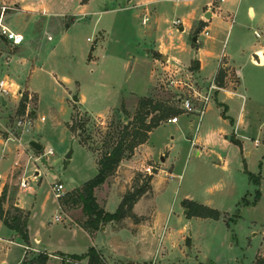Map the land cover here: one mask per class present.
I'll return each instance as SVG.
<instances>
[{"label": "rangeland", "instance_id": "374dc122", "mask_svg": "<svg viewBox=\"0 0 264 264\" xmlns=\"http://www.w3.org/2000/svg\"><path fill=\"white\" fill-rule=\"evenodd\" d=\"M29 1L35 2L34 17L20 11L26 5L22 2ZM148 1L151 6L144 7ZM213 2L0 0L4 25L24 35L18 47L0 44V81L36 93L14 92L18 100L29 94L21 116L12 93L7 106L0 101L1 207L12 212L16 197L30 211L32 242L40 251L24 249L0 220V263L18 264L44 250L81 255L94 245L106 264L264 261V0H256L251 9L244 3L234 16L215 10L206 20L202 13ZM175 20L185 23L183 32L172 25ZM159 42L167 47L169 64L165 58L150 64L153 53L146 51ZM192 60L200 62V76L192 70ZM223 60L237 70L239 86L235 72L225 68L226 77L203 115L186 114L176 98L201 109V98ZM145 98L165 102L176 112L169 118L178 117L179 123L161 122L141 144L128 139L115 173L95 191L97 203L113 213L126 192L149 178L151 189L133 206V217L105 224L90 237L79 227L84 221L80 208H60L51 187L61 183L68 193L94 178L108 135L125 126L134 130L135 112ZM27 113L28 131L16 127ZM74 115L85 123L76 133L71 131ZM195 134L196 146L206 147L199 155L196 147L190 149ZM30 141L41 149L30 148ZM49 149L52 154L46 155ZM246 171L260 179L257 187ZM21 180L27 188L20 187ZM256 191V204L243 206ZM184 199L219 210V220L185 218ZM52 256L61 262L57 253Z\"/></svg>", "mask_w": 264, "mask_h": 264}, {"label": "trees", "instance_id": "16d2710c", "mask_svg": "<svg viewBox=\"0 0 264 264\" xmlns=\"http://www.w3.org/2000/svg\"><path fill=\"white\" fill-rule=\"evenodd\" d=\"M198 65L195 63L192 70L197 71ZM226 77V71L219 68L215 82L221 86L222 80ZM27 94L23 93L17 107L16 113L23 115L26 110ZM171 113H174V109L165 107V102H153L149 98L141 99L139 101V107L134 115V130L129 131L128 126L117 128L115 132H110L106 142H104L103 152L97 160V172L94 178L85 182L80 188H75L68 193H65L58 199L59 207L72 206L79 207L84 217V221L79 227L92 237L96 232L100 230L102 226L108 223L120 222L126 218L133 217V206L142 197L147 189H151L148 183L144 186L134 188L132 191L126 192L118 204L116 210L113 213L106 212L99 206L96 200L95 191L101 187L105 181L111 177L119 163L121 162L124 153L126 151L127 141L129 138H134L139 144L147 140V136L155 128H157L161 122L167 121ZM225 110L221 113L223 118H226ZM176 114V112L174 113ZM150 117L149 122L146 119ZM77 115L72 118L71 131L76 133L78 129H83L85 123H80ZM132 125V124H130ZM264 141V138H263ZM237 142V141H235ZM103 144V143H102ZM246 174L250 182L254 186H258L259 179L246 171ZM259 200V192L256 191L254 200L249 202H243V206L255 205ZM181 207L184 210V216L187 219L196 217L203 219L219 220L221 213L215 209H211L207 206L197 204L190 200H183ZM29 212L21 210L13 206L12 212H3L0 199V220L3 225L12 231L25 246L29 245V235L27 229V221ZM61 258L59 264H80L82 261H86L85 264H106L102 254L95 247L88 248L87 252L82 255H65L58 254ZM20 264H56L50 258L47 253H39L33 258L22 261ZM259 264V263H258ZM264 264V261L262 263Z\"/></svg>", "mask_w": 264, "mask_h": 264}, {"label": "crops", "instance_id": "0c3cea01", "mask_svg": "<svg viewBox=\"0 0 264 264\" xmlns=\"http://www.w3.org/2000/svg\"><path fill=\"white\" fill-rule=\"evenodd\" d=\"M20 3H21V0H18ZM130 0H127V2H129ZM176 1H181V0H176ZM216 1V2H215ZM255 1L256 0H246V3H245V1L244 0H222V2H219V0H214V2H213V6H211V3H210V5H206L205 6V9H204V11H203V13H202V17L203 18H205L206 20H211L215 15H216V13H215V10H216V12H225L226 14H228V16H230V15H232V16H234L233 15V12L235 13L236 12V10L237 9H240L243 5H244V3H245V5L246 6H248L247 8H249V9H251L253 6H254V4H255ZM34 3L35 2H31V1H29V2H22V4H26L25 6H24V9L23 10H20L19 9V7L17 6V5H15V10H20V11H24L25 13H26V15H28V17H34V13H33V10H34ZM149 3H151L150 1H148V2H145L144 4H143V6L145 7V6H149L150 4ZM227 3H228V5H227ZM28 4V5H27ZM222 4V5H221ZM214 5H215V7H214ZM225 5V6H224ZM151 6V5H150ZM235 7V9H233ZM2 8V7H1ZM2 10H5L4 8L2 9ZM5 12L3 11V13L1 14V16H0V22H1V24L2 25H4V23H3V19H4V17H5ZM249 16H253V13L252 12H250V14H249ZM175 21H179V20H175ZM175 21H173V22H175ZM202 22V21H201ZM200 22V23H201ZM204 25V23H201V25ZM172 25H173V23H172ZM4 26H6L10 31H12V32H15V33H17V34H21V35H23V33L21 32V31H19V29L17 30L16 28H15V31L13 30L14 28L13 27H10L9 25H4ZM175 27V26H174ZM180 32H183L184 30H185V23H180V25L179 26H177L176 27ZM204 29H205V31L207 30V28L204 26ZM24 36V35H23ZM195 38V40H193V42L195 43V44H198V41H197V38L196 37H194ZM193 38V39H194ZM262 43H263V45H262V60L264 61V39H262ZM0 44H2L4 47H7L8 45H9V43L8 42H6V41H3V40H1L0 39ZM22 45V44H21ZM20 46V45H19ZM16 47H18V46H16ZM150 52H152L153 53V55H152V60L150 61V64H155L156 62H157V60H159V61H162L164 58H165V60L167 61V64H169L170 63V61H171V59H170V57L168 56V51H167V47H166V45H165V43H163V42H159L156 46H155V49L154 50H148V51H146V53L147 54H149ZM256 52H258L259 53V49L258 50H256ZM4 53H7V54H11V52H4ZM191 62H194V64L196 63L197 65H198V69H197V73L199 74V76H200V70H201V65H200V62L198 61V60H192ZM190 62V63H191ZM189 66V65H188ZM187 66V67H188ZM219 68H222V69H225V68H229V69H231L232 71H234L235 72V74H236V76H237V85H236V87H238L239 86V84H240V78H239V76H238V72H237V70L235 69V67H233V66H231L230 64H228L227 63V61H225V60H223V62L221 61L220 63H219V65H217L216 66V70H215V72H214V75L211 77V79H213V78H215V76H216V73H217V71H218V69ZM203 79H205V78H203ZM210 79V80H211ZM11 85V88H10V91H11V93L13 94V95H11L10 97L12 98V99H15V98H17V104L16 105H18V103H19V101H20V98H21V96H22V94L19 96V100H18V96L16 97V96H14V92L16 93H18V95L20 94V92H21V90L22 89H24V90H26V91H29L30 93H33V94H35L36 95V93H34V92H32L30 89H28L27 88V86H19V85H16V89H15V87H13V85L12 84H10ZM235 87V88H236ZM223 91H225V90H227V89H222ZM221 90V91H222ZM232 90H235V89H231V90H229V91H231L232 92ZM220 92V91H219ZM219 92L216 94V96H215V101H217V96H218V94H219ZM4 100V102H5V106H7V104H8V100H7V98L5 97V98H1L0 97V101H1V103H2V101ZM36 100H37V96H36ZM29 101V94L27 95V102ZM15 105V106H16ZM26 105H27V103H26ZM219 106H221V109H220V112L222 113L223 112V110H225V113H226V111H227V107H226V105L224 104V103H220L219 104ZM33 112H35V111H31V113H33ZM225 113H224V115H225ZM225 117H226V115H225ZM226 118H228V117H226ZM177 123H179V119H178V122ZM176 123V124H177ZM167 124H172V123H168L167 122ZM226 138H230L229 136H225ZM263 137H264V135H263ZM233 138L231 137L230 138V140H232ZM235 141H237L238 142V140H236V139H234ZM190 149H192V148H197L198 150H199V152H196V155H199L200 154V151H204L205 149H206V147L205 146H200V147H197L196 146V134L194 135V137H193V139L190 141ZM256 143H258V142H256ZM160 155H162V153L160 154ZM161 157V156H160ZM164 157H165V160H166V158H167V156L166 155H164ZM263 159H264V156L262 157ZM261 165H262V163H260ZM250 173V172H249ZM252 174V173H251ZM254 175V174H253ZM259 175H261V174H259ZM262 177V179L264 178V176H261ZM153 181H154V179H153ZM153 181H152V184H153ZM259 181H260V179H259ZM151 184V185H152ZM259 185V184H258ZM3 187V186H2ZM254 187H257V186H254ZM2 189V188H1ZM1 189H0V191H1ZM185 200V199H184ZM187 200V199H186ZM239 205V204H238ZM13 206H15V207H17V208H20L21 210H24V211H27V212H29V217H28V221H27V229H28V235H29V245L28 246H25V245H23V247H24V249L25 248H29L30 247V249L31 250H33V251H37V252H40V251H38L37 249H35L34 248V246H33V238H32V233H31V229H30V224H29V222H30V216H31V214H30V211L29 210H26L24 207H22V205L20 204V202L17 200V198L15 197V200H14V202H13ZM210 208V207H209ZM211 209H214V208H211ZM217 210V209H216ZM217 211H219V210H217ZM220 212V211H219ZM184 214V213H183ZM9 230V229H8ZM11 233H13L12 231H10ZM14 234V233H13ZM15 235V234H14ZM16 236V235H15ZM94 236H95V234H94ZM17 237V236H16ZM93 237V236H92ZM18 238V237H17ZM90 238V237H89ZM19 239V238H18ZM35 240L36 241H38L39 240V237H35ZM91 247H95L97 250H99L98 248H97V245H94V246H91ZM90 248V247H89ZM41 253H47L49 256H50V258L51 257H53L52 256V254L54 255V253H57V254H65V255H77V254H67V253H63V252H59V251H56V252H47V251H41ZM82 255V254H81ZM23 259V258H22ZM21 263V262H20ZM20 263H18V264H20ZM0 264H3V263H0Z\"/></svg>", "mask_w": 264, "mask_h": 264}, {"label": "built area", "instance_id": "2783aa9c", "mask_svg": "<svg viewBox=\"0 0 264 264\" xmlns=\"http://www.w3.org/2000/svg\"><path fill=\"white\" fill-rule=\"evenodd\" d=\"M219 2H222V0H219ZM179 25H180L179 21L173 22V26L177 27ZM204 35L207 36L208 32L205 31ZM0 38H3L6 42L10 43L13 46H19L24 41L23 35L10 31L6 26L2 25L1 22H0ZM170 83L171 85H174L175 82L171 81ZM10 88H11L10 84H8L4 80H1L0 81V97L1 98L7 97L11 93ZM217 88H218V84L215 82V78L211 79V81L208 83L206 87L205 94L201 98L202 99L201 109H196L193 106L192 102L188 99L183 100L180 97L176 99H177V102L181 104V107L186 114H196L199 117H201L203 115V112L205 110L207 103L213 98L215 94V90H217ZM41 120L43 121L44 118H41ZM167 122L176 124L178 122V117L170 118L167 120ZM29 125H30V119H29L28 113L20 117L16 122L17 128H21L26 131H28L26 128ZM51 154H52V150L51 149L47 150L46 155H51ZM14 165H17V163H15ZM20 187L22 189H25L28 187V183L26 181L24 182L21 180ZM51 192L53 193L55 198L57 199L61 198L65 194L64 185L61 183H55L51 187ZM54 220L56 222H59L60 217H56Z\"/></svg>", "mask_w": 264, "mask_h": 264}, {"label": "water", "instance_id": "95a60500", "mask_svg": "<svg viewBox=\"0 0 264 264\" xmlns=\"http://www.w3.org/2000/svg\"><path fill=\"white\" fill-rule=\"evenodd\" d=\"M0 39L3 40V41H5L3 38H0ZM193 40H195V38H194ZM72 100H73L74 102H77V101H78V99H77L76 96H74ZM2 104H3V105L5 104L4 100L2 101ZM29 147L32 148L33 150H36V151H39V150L41 149V145L38 144V143L35 142V141H30V142H29ZM68 158H70V153L67 154V156H66V159H68ZM161 161H163V160L161 159Z\"/></svg>", "mask_w": 264, "mask_h": 264}]
</instances>
